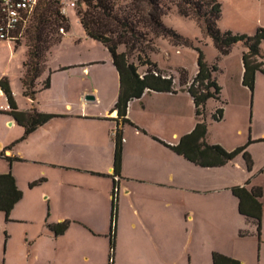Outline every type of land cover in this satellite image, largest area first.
<instances>
[{"label": "crops", "instance_id": "0c3cea01", "mask_svg": "<svg viewBox=\"0 0 264 264\" xmlns=\"http://www.w3.org/2000/svg\"><path fill=\"white\" fill-rule=\"evenodd\" d=\"M69 10L67 15L71 19L73 11ZM78 22L80 24L79 19ZM82 30L81 40H92ZM27 48L14 41H0V81L7 79L9 82L19 110L36 109L57 117L19 142L25 128L6 114L10 109L7 96H0V153L24 160L10 163L0 158V175L11 173L16 186L24 193L10 213L11 221H5L3 227L6 234L3 264H10L14 259L10 249V229L14 225H24L21 250L26 264H44L41 262L43 255L50 264H57L59 260H63L62 264H108L118 130L125 141L122 142L118 176L120 193L114 264H204V255L213 264L215 252L242 264H254L251 249L258 234L250 227L257 226L253 219L241 215L240 201L230 189L240 185L251 190L253 180L258 177L252 178L246 166L250 174L246 180L251 179L243 184L229 170L241 155L224 167L207 168L191 163L166 146H177L181 137L193 132L198 122L195 112L196 120L191 121L185 131L180 130L182 98L187 97L193 106L194 101L185 87L177 85V79H174L176 93L146 91L140 99L129 102L127 119L136 127L123 123L118 126L115 121L118 112H113L111 104L102 108V98L94 88L102 78L92 67L101 65L102 61L76 60L52 66L48 54L47 64L36 81L38 93L31 100L24 95L22 84ZM47 71L50 72V87L43 89V76ZM196 74L197 70L193 77ZM257 75L259 73L256 79ZM87 96L95 99L86 100ZM225 119L224 108V118L218 123ZM211 123L215 122L208 124ZM209 135L208 127L206 142L221 144L209 141ZM222 145L227 151L236 149ZM39 177L42 182L28 188V183ZM24 199L45 201L48 220L44 217L43 221H36V206L32 203L28 205L33 215L29 218L20 215L19 209L25 207ZM263 200L264 192L260 199L262 233ZM1 215L3 217L4 213L0 212ZM66 221L70 226L61 236L48 228V224ZM37 223V233L33 234L35 230L31 232V225ZM225 233L231 237L229 245L222 239ZM247 242L251 245L250 252L247 244L241 246ZM259 243L262 252L264 240ZM157 244L166 245L163 253L156 252ZM178 245L181 254H173ZM258 264H264L263 259Z\"/></svg>", "mask_w": 264, "mask_h": 264}, {"label": "trees", "instance_id": "16d2710c", "mask_svg": "<svg viewBox=\"0 0 264 264\" xmlns=\"http://www.w3.org/2000/svg\"><path fill=\"white\" fill-rule=\"evenodd\" d=\"M59 1L42 0L27 24L20 26L13 33L15 37V34L21 32L23 27L25 28L28 59L24 65L25 73L22 84L24 95L31 100L36 98L38 93L36 81L40 78L47 64L48 57H45V53H49L50 49L61 42V37L56 36L60 28H64L66 31L70 30V25L61 12ZM76 5L80 25L86 32V36L101 43L109 50L119 75V97L113 109V112H118L115 119L118 126L123 123L136 127L127 119L128 104L132 100L140 99L146 91L176 93L174 78L164 76L159 66L152 62L147 55L148 52L153 51L154 41L160 37L171 40L178 47L194 48L189 39L182 37L177 31L168 28L163 23L164 17L172 7L176 8L180 17L195 20L202 32L211 39L219 57L228 56L234 46L243 44L247 51L242 55L244 68L242 85L252 94L256 87V74L264 75V51L262 49L264 28H258L252 36L235 34L227 30L222 31L218 27V22L222 18V4L218 0H77ZM15 38L17 39V37ZM121 46H124L126 50L119 52ZM194 50L197 51V74L189 84L185 70H183L180 80L181 86H186V91L193 98L198 122L194 131L182 136L177 146L163 144L191 163L207 168L224 167L238 155H241L247 170L251 171L254 163L248 152V147L254 141L250 137L244 146H239L233 151H227L221 145H209L206 142L208 123L205 120V107L208 101H221L222 88L215 78V74L220 68L217 64L210 65L207 62L205 52L202 49L194 48ZM135 53H137L138 62L148 67L143 75L138 72V66L130 61ZM50 82L51 79L48 78L43 83V89H49ZM0 87L7 96L10 108L6 114L12 116L20 126L25 128L24 136L19 142L26 139L40 126L57 117V115L45 114L36 109L32 111L19 110L7 79L0 81ZM223 118L224 108L216 109L212 121L218 123ZM121 133L118 130L115 136L114 180L119 176L120 165H122ZM263 141L264 139L258 143ZM0 158L8 160L10 163L21 161V159L5 156L3 152L0 153ZM14 179L11 173L0 175V212H3L6 220L9 221L11 211L14 210L24 195L16 186ZM42 180L33 183L31 188L40 184ZM116 187H118V183L115 180L111 198L110 262L108 264L115 263L119 198V193L115 192ZM230 190L240 201L239 211L241 215L253 219L256 223L260 238L263 219V207L260 203V199L263 197L262 188L253 187L248 190L245 187L234 186ZM69 226V221L61 224H48L49 230L58 236L63 235ZM212 259L213 264H242L237 259L221 255L218 252L213 253Z\"/></svg>", "mask_w": 264, "mask_h": 264}, {"label": "rangeland", "instance_id": "374dc122", "mask_svg": "<svg viewBox=\"0 0 264 264\" xmlns=\"http://www.w3.org/2000/svg\"><path fill=\"white\" fill-rule=\"evenodd\" d=\"M72 1L76 0L59 1L61 12L67 19L68 24L70 25V30H65L66 33L64 35L59 29V32L56 34V36L59 35V37H61V41L64 38L65 39L63 42L50 49L51 52H46L45 57H48V54H50L52 66L59 65L60 63L64 64L65 62H76V60H88L90 62L91 60L96 59L98 61H102L101 65H95L92 67V70L95 71L100 78H102L98 84L94 85V88L98 89V95L102 98V108L107 104H111V107L112 105L115 106L114 103H116V100L119 97L120 80L110 57L109 50L93 40H81V38H83V30L78 22L79 18L77 19V5H75L74 8L69 5ZM218 1L222 4V18L218 22V27L222 31L227 30L235 34L238 33L252 36L257 32L258 28H264V0ZM69 9L73 11L71 19L70 16L67 15ZM163 23L168 28L177 31L182 37L189 39L193 43L194 48L202 49L205 52L204 54L206 56V60L210 65L217 64L219 66L220 70L215 74V78L222 88L221 101H208L205 107V120L207 123H210L216 109L221 107L226 109V119L222 123L215 122L211 123V125L208 124L210 129L209 141L219 142L221 143L220 145L224 144V146L228 149H235L239 146H244L247 143L249 137L254 141L253 143L256 142L255 144L248 147V152L251 155L254 163L253 169L250 171L252 172L251 177H258H255V181L253 180L252 186L255 188L260 187L264 192V142L258 143V141L264 139V75H257L259 77L256 79V87L254 88V92L252 94L242 85V55L247 51L243 44H237L234 46L231 54L228 56L226 55L219 57V53L215 49L211 39L202 32L200 26L195 22V20L180 17L175 7H172L166 17H164ZM24 30L25 28L23 27L21 32L15 34V37H17V42L15 43H17L18 46L26 45ZM194 48L178 47L171 40L162 39V37H160L154 41L153 51L148 52L147 55L152 62L159 66V69H161L164 76H172L174 79H177V85L179 87H185L186 89V86H181L182 84L180 78L182 71L185 70L186 77L190 84L194 79L193 76L196 70H198L197 51H195ZM262 49L264 51V42L262 44ZM125 50L126 48L121 46L119 52H123ZM106 61H108V63H105ZM130 61L138 66L137 69L141 75L145 74L148 67H145L138 62L137 53L131 57ZM49 74L50 72L47 71V75L43 76L42 83L50 78ZM190 102L192 101H189L187 97L182 98L181 107L183 111V118H181L180 123L181 131L188 129L191 121L196 120L194 106ZM245 168L246 163L241 156L230 166L229 170L235 175L239 182L246 184L249 183L251 177L246 180L250 174L247 173L248 170L246 171ZM40 179L42 178L39 177L28 183V188H31V185L35 182H38ZM118 189L120 193V188ZM46 190L48 189L46 188ZM24 200L25 203L23 204H25V207L23 206L19 209L20 215L26 216V218H29L31 215H33L31 214V210L29 208L30 205H28L29 203H32L36 206L34 209V218L36 221L39 223V220L43 221V219L47 218L48 207L45 201L42 202V200H39L37 202L33 199ZM262 203H264V200ZM1 217L0 264H3L2 254L4 253V246L6 244V234L4 235L5 230H3V227L5 225V221L8 220H6L5 214L3 215L4 218L2 217L3 219H1ZM47 220L48 218L46 221ZM38 223L37 225H31L33 227L31 232H34L35 230L33 234L37 233ZM23 226L24 225H14V227L10 229V236H12L10 249L14 255V259L9 261L10 264L27 263V260L24 261L21 250V244L23 243L24 237L22 232L24 228ZM250 228H253L254 233L258 234L256 227L253 226ZM245 233L247 234V232ZM263 233L260 238L258 237L259 234H256L257 236L254 238L256 242H252V249L250 247V242L242 243L243 245H241L244 247L247 244L248 252L252 250L251 255L253 257L254 264H258L260 259H263L264 262V250L260 252V243L258 244V241L264 240ZM223 235L224 236L222 239L225 245H229L231 243V237L227 235V233ZM220 242L223 244L221 240ZM109 247H107L108 263L110 262ZM165 248L166 245L157 244L155 250L159 254L163 253ZM180 248V245L175 246L173 254L180 255ZM237 248L240 247L238 246ZM204 256V264H210V258L207 255ZM41 262L44 264H50L44 255ZM62 262L63 260H59L57 261V264H62Z\"/></svg>", "mask_w": 264, "mask_h": 264}, {"label": "built area", "instance_id": "2783aa9c", "mask_svg": "<svg viewBox=\"0 0 264 264\" xmlns=\"http://www.w3.org/2000/svg\"><path fill=\"white\" fill-rule=\"evenodd\" d=\"M42 0H0V41H16L13 36L20 26L27 24L29 18L33 16L36 8ZM77 1V0H76ZM76 1H72L69 5L75 7ZM60 32L65 35V29L60 28ZM4 94L0 87V96ZM125 141L122 138V142ZM119 182V178H115ZM116 187L115 192L119 193Z\"/></svg>", "mask_w": 264, "mask_h": 264}, {"label": "water", "instance_id": "95a60500", "mask_svg": "<svg viewBox=\"0 0 264 264\" xmlns=\"http://www.w3.org/2000/svg\"><path fill=\"white\" fill-rule=\"evenodd\" d=\"M95 97L94 96H87V99L86 100H94Z\"/></svg>", "mask_w": 264, "mask_h": 264}]
</instances>
